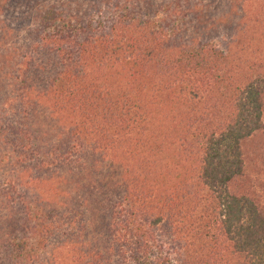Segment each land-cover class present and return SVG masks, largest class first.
Returning a JSON list of instances; mask_svg holds the SVG:
<instances>
[{"label": "trees", "instance_id": "1", "mask_svg": "<svg viewBox=\"0 0 264 264\" xmlns=\"http://www.w3.org/2000/svg\"><path fill=\"white\" fill-rule=\"evenodd\" d=\"M152 1L0 0V264H264V0Z\"/></svg>", "mask_w": 264, "mask_h": 264}, {"label": "rangeland", "instance_id": "2", "mask_svg": "<svg viewBox=\"0 0 264 264\" xmlns=\"http://www.w3.org/2000/svg\"><path fill=\"white\" fill-rule=\"evenodd\" d=\"M156 1H158V0H154V1H152V3L154 4ZM160 1H162V0H160ZM206 1L207 0H203V3H206ZM242 1L243 0H237L236 2L241 3ZM124 4H123V6H124ZM217 6H218V4H217ZM207 12L210 15V20L215 21L217 24L219 17L218 18L216 17V14H215L216 10L212 7H207ZM158 15H161V12H159ZM197 33L199 34V32H197ZM202 33L206 36V38L210 37L209 43L211 45L217 46V47H221L223 43H225L226 41H228L230 39L229 33L222 28H218V31H214L212 29L204 30ZM216 34H218L217 37H216ZM227 34H228V37H226ZM53 118H55V117H53ZM53 120H55V119H53ZM263 123H264V118H263ZM60 130L58 128L56 129V127H54L53 130L50 131L49 134H50V136L59 135V137H62V134L60 135V133H59ZM64 131H65V129H64ZM50 136L49 137L47 136V139H46V141H47L50 138L47 141L48 143L54 142L58 138V137H56V139H55V138H52ZM44 147H48V145H45ZM191 162H192L191 163L192 169L190 171H188V175H187V178L185 179V181L187 184L193 185L196 182L195 177L199 174L198 173L199 167H198V163H197L196 158H194V160ZM257 171L258 172H256V174L253 177V181H251V183H250L249 190H250V192H254L259 197L260 202H263V204H264V172L262 171V169L260 167L258 168ZM2 172L5 174L7 172V168L5 170H3ZM1 179H2V177L0 176V180ZM88 194H90V193L85 192L83 195H80V197L81 196H87ZM83 204L85 206H87L88 202L84 201ZM54 208H56V207H54ZM88 210H89V208H88Z\"/></svg>", "mask_w": 264, "mask_h": 264}]
</instances>
